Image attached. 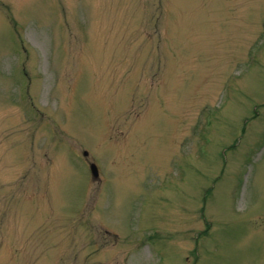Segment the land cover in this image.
I'll use <instances>...</instances> for the list:
<instances>
[{
  "label": "rangeland",
  "instance_id": "374dc122",
  "mask_svg": "<svg viewBox=\"0 0 264 264\" xmlns=\"http://www.w3.org/2000/svg\"><path fill=\"white\" fill-rule=\"evenodd\" d=\"M0 264H264V0H0Z\"/></svg>",
  "mask_w": 264,
  "mask_h": 264
},
{
  "label": "water",
  "instance_id": "95a60500",
  "mask_svg": "<svg viewBox=\"0 0 264 264\" xmlns=\"http://www.w3.org/2000/svg\"><path fill=\"white\" fill-rule=\"evenodd\" d=\"M85 154L87 155V152H85ZM91 167V172L94 178H98L99 177V170L98 167L95 163H91L90 165Z\"/></svg>",
  "mask_w": 264,
  "mask_h": 264
},
{
  "label": "flooded vegetation",
  "instance_id": "af4514ba",
  "mask_svg": "<svg viewBox=\"0 0 264 264\" xmlns=\"http://www.w3.org/2000/svg\"><path fill=\"white\" fill-rule=\"evenodd\" d=\"M83 152H85V150L83 151ZM100 178V176L97 178V180Z\"/></svg>",
  "mask_w": 264,
  "mask_h": 264
}]
</instances>
